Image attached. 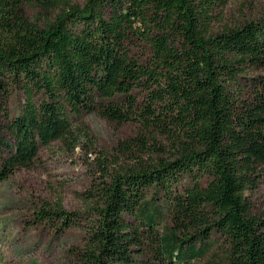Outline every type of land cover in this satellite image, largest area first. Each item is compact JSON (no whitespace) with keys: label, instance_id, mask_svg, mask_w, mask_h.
Listing matches in <instances>:
<instances>
[{"label":"trees","instance_id":"obj_1","mask_svg":"<svg viewBox=\"0 0 264 264\" xmlns=\"http://www.w3.org/2000/svg\"><path fill=\"white\" fill-rule=\"evenodd\" d=\"M23 1L0 0V183L85 115L133 122L175 157L90 192L82 264H264V216L246 196L264 165V75L247 77L264 74V12L213 33L229 0H88L40 27Z\"/></svg>","mask_w":264,"mask_h":264},{"label":"rangeland","instance_id":"obj_2","mask_svg":"<svg viewBox=\"0 0 264 264\" xmlns=\"http://www.w3.org/2000/svg\"><path fill=\"white\" fill-rule=\"evenodd\" d=\"M87 1L24 0L23 9L29 21L46 27L68 9L67 4L83 8ZM263 12L264 0H229L217 12L212 32L240 27ZM261 75L263 72L249 71L247 77ZM242 82L250 85L247 79ZM22 102V95L15 93L8 107L11 116L19 113ZM172 144L159 135L154 140L149 131L133 122L107 120L99 113L78 119L72 135L43 146L32 166L0 183V264H82L88 225L93 220L88 215L93 205L90 192L138 162L148 166L173 159L177 150ZM257 173L259 187L248 190L246 196L252 214L264 216V165ZM59 208L79 214L78 222L68 225L51 215ZM149 259L152 255H140L138 263L147 264ZM215 261L204 257L196 264L220 262Z\"/></svg>","mask_w":264,"mask_h":264}]
</instances>
